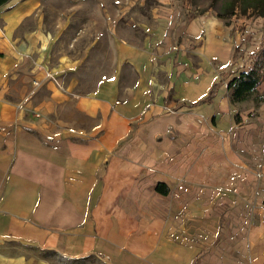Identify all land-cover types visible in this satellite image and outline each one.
<instances>
[{
	"label": "crops",
	"instance_id": "crops-1",
	"mask_svg": "<svg viewBox=\"0 0 264 264\" xmlns=\"http://www.w3.org/2000/svg\"><path fill=\"white\" fill-rule=\"evenodd\" d=\"M94 1L0 5V264H47L11 243L87 263L206 264L223 212L244 201L250 263L264 264V164L235 182L239 156L222 137L234 75L208 97L211 58L230 55L221 24L175 28L163 9L156 38H130L119 13L95 21ZM167 32L189 41L175 64L158 47Z\"/></svg>",
	"mask_w": 264,
	"mask_h": 264
},
{
	"label": "rangeland",
	"instance_id": "rangeland-1",
	"mask_svg": "<svg viewBox=\"0 0 264 264\" xmlns=\"http://www.w3.org/2000/svg\"><path fill=\"white\" fill-rule=\"evenodd\" d=\"M228 1L95 0L96 14L94 17L95 21L100 23L108 18L112 21L118 15L119 19L117 22L130 23L131 26L127 29V35L130 38H149L150 40L155 37L153 27L156 24L157 26L163 24L164 19L159 16V11L163 9H168L170 16L174 17V21L171 24H174L175 28L185 26V23L193 16H206L207 19L216 20L221 24L224 30L223 33H225L227 41L231 45L228 60H222L223 63H217L214 58H211V65L208 66V71H212L214 83L208 92L209 97L213 91H220V87H222L229 76H235L239 72L247 70L253 61L261 64L264 71V63L262 62L264 61V15H256L250 11L242 14L239 12L240 9H236L237 13L234 15L227 16V14H224V16H220L219 13L225 11L224 5ZM98 6L108 7L110 10H104L107 15L99 13ZM125 6V10L120 12L121 8ZM154 11L156 14H153ZM139 23L146 24V27L149 28L145 29ZM170 30L168 31L169 33ZM168 32L157 44L161 52H163L162 55H165L167 60L169 59V63L172 60L174 50L176 51L173 57V63L175 64L180 50L186 51L190 47L188 46L189 41H181V44H176L175 36L168 34ZM181 35L183 36L184 33L181 32ZM161 59L163 60V58ZM85 80L89 83L94 81V79ZM223 94L225 97L226 93L224 92ZM230 108L232 124L225 136L222 133V137H232L234 139L232 146L235 147V151L239 156L234 160L237 162L240 172L238 174H230L232 180L237 183L245 182L246 173H248L246 170H249L248 175L251 177L250 172L260 170V167L264 164V157L262 156L264 143V74L256 88V92L246 100L235 102ZM225 130L226 128L222 129V131ZM222 175L227 177L228 173H223ZM252 177L248 180V182L251 180L255 182V188L250 194L251 197L256 196L260 192V186L256 185L260 181L259 174H255ZM234 181L231 182L232 185ZM248 192V190L244 192L246 196ZM250 203L244 201L243 205H239L238 208L235 207L234 212L230 208L223 212L219 221L216 239L208 247L204 256L207 261L206 264H251L250 256L248 255V239L246 238L250 225L248 206ZM11 244L10 246L16 254H29L35 257L36 260L40 259L41 261L46 259L47 264H103L100 259L87 263L86 260L76 261L60 257L54 253L39 252L34 247H26V245L21 243Z\"/></svg>",
	"mask_w": 264,
	"mask_h": 264
},
{
	"label": "trees",
	"instance_id": "trees-1",
	"mask_svg": "<svg viewBox=\"0 0 264 264\" xmlns=\"http://www.w3.org/2000/svg\"><path fill=\"white\" fill-rule=\"evenodd\" d=\"M7 0H0V5ZM236 9H240V13L246 14L248 11L256 15H264V0H229L224 5V12L219 13L220 16H231L237 13ZM264 52V51H263ZM264 63V61H262ZM264 66V65H263ZM264 68V67H263ZM264 71L261 64L253 61L247 70L239 72L233 76L227 83L229 90V98L232 103L248 99L256 92L257 86L260 84ZM159 192L166 193V189L162 188L159 183L156 186Z\"/></svg>",
	"mask_w": 264,
	"mask_h": 264
},
{
	"label": "built area",
	"instance_id": "built-area-1",
	"mask_svg": "<svg viewBox=\"0 0 264 264\" xmlns=\"http://www.w3.org/2000/svg\"><path fill=\"white\" fill-rule=\"evenodd\" d=\"M43 73H44V77L47 79H50L56 86H58L60 88L63 87L62 80L60 78H58L57 76H55L49 68L45 67L43 70ZM33 84L38 85L39 81L34 79Z\"/></svg>",
	"mask_w": 264,
	"mask_h": 264
}]
</instances>
